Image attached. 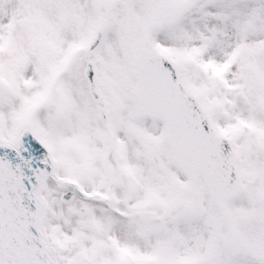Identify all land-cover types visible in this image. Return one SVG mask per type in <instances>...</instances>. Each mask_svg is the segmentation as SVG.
<instances>
[{
  "label": "snow or ice",
  "instance_id": "1",
  "mask_svg": "<svg viewBox=\"0 0 264 264\" xmlns=\"http://www.w3.org/2000/svg\"><path fill=\"white\" fill-rule=\"evenodd\" d=\"M0 264H264V0H0Z\"/></svg>",
  "mask_w": 264,
  "mask_h": 264
}]
</instances>
